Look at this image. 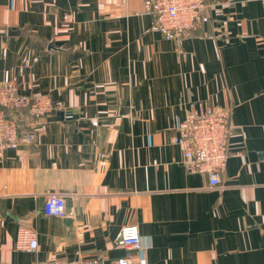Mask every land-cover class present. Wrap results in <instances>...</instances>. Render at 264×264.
Wrapping results in <instances>:
<instances>
[{"label": "crops", "instance_id": "crops-1", "mask_svg": "<svg viewBox=\"0 0 264 264\" xmlns=\"http://www.w3.org/2000/svg\"><path fill=\"white\" fill-rule=\"evenodd\" d=\"M206 2L219 12L176 42L144 0H0V82L63 106L0 157V264L114 260L127 225L139 264H264V0ZM211 106L231 124L216 187L171 141ZM51 194L67 216L43 214Z\"/></svg>", "mask_w": 264, "mask_h": 264}, {"label": "built area", "instance_id": "built-area-1", "mask_svg": "<svg viewBox=\"0 0 264 264\" xmlns=\"http://www.w3.org/2000/svg\"><path fill=\"white\" fill-rule=\"evenodd\" d=\"M210 9L219 12L206 0H144V11L154 18V29L166 40L176 42L192 36L202 23L208 22ZM62 108L61 102H53L47 95L25 94L14 81L0 82V157L8 148L32 144L39 121ZM7 111H13V114L8 115ZM22 118H30L31 121L26 124ZM174 130L171 141L182 148L183 165L187 171L207 176L211 187L219 186L229 155L230 111L219 106L193 108L185 119L176 124ZM42 211L47 217L62 218L68 215L65 199L59 194L47 196ZM116 243L128 253L114 260L92 258L84 264H139L135 254L144 248L138 226L121 228ZM15 247L17 250L35 252L39 247L36 233L20 227Z\"/></svg>", "mask_w": 264, "mask_h": 264}, {"label": "trees", "instance_id": "trees-1", "mask_svg": "<svg viewBox=\"0 0 264 264\" xmlns=\"http://www.w3.org/2000/svg\"><path fill=\"white\" fill-rule=\"evenodd\" d=\"M7 114L8 115L13 114V111H7ZM22 120H24V118H22Z\"/></svg>", "mask_w": 264, "mask_h": 264}]
</instances>
